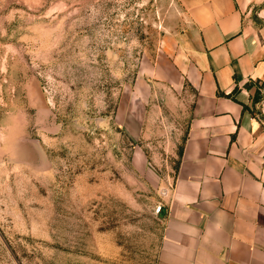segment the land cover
<instances>
[{
  "label": "rangeland",
  "instance_id": "rangeland-1",
  "mask_svg": "<svg viewBox=\"0 0 264 264\" xmlns=\"http://www.w3.org/2000/svg\"><path fill=\"white\" fill-rule=\"evenodd\" d=\"M187 23L178 0H0V264L157 263L186 116L161 88L164 123H120Z\"/></svg>",
  "mask_w": 264,
  "mask_h": 264
},
{
  "label": "crops",
  "instance_id": "crops-1",
  "mask_svg": "<svg viewBox=\"0 0 264 264\" xmlns=\"http://www.w3.org/2000/svg\"><path fill=\"white\" fill-rule=\"evenodd\" d=\"M178 1L188 23L160 38L120 123L131 139L164 123L161 88L186 116L156 264H264L263 0Z\"/></svg>",
  "mask_w": 264,
  "mask_h": 264
}]
</instances>
